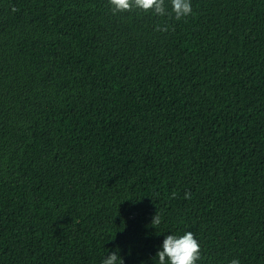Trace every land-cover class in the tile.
Returning a JSON list of instances; mask_svg holds the SVG:
<instances>
[{"label":"trees","instance_id":"16d2710c","mask_svg":"<svg viewBox=\"0 0 264 264\" xmlns=\"http://www.w3.org/2000/svg\"><path fill=\"white\" fill-rule=\"evenodd\" d=\"M191 6L0 0V264H264V0Z\"/></svg>","mask_w":264,"mask_h":264},{"label":"clouds","instance_id":"9594fccd","mask_svg":"<svg viewBox=\"0 0 264 264\" xmlns=\"http://www.w3.org/2000/svg\"><path fill=\"white\" fill-rule=\"evenodd\" d=\"M113 14L133 9H140L143 12H152L158 16H172L176 20L187 17L192 13L191 0H170L171 11H168L165 0H108ZM157 31H167V26H156ZM190 198L189 194H185ZM161 218L156 212L151 224L158 226ZM200 244L191 231H185L183 235H167L163 241L162 250L156 253L158 264H196L200 259ZM101 264H124L123 258L119 255V249L105 256ZM230 264H240L239 260L234 258Z\"/></svg>","mask_w":264,"mask_h":264}]
</instances>
